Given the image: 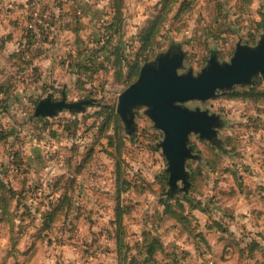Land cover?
<instances>
[{"label":"rangeland","instance_id":"374dc122","mask_svg":"<svg viewBox=\"0 0 264 264\" xmlns=\"http://www.w3.org/2000/svg\"><path fill=\"white\" fill-rule=\"evenodd\" d=\"M108 1L57 4L74 8L86 2L88 14L100 10L98 20L88 16L83 29V38L92 41L102 29L100 16ZM184 1L192 2L193 10L183 24L176 22L175 10L159 38L160 47L146 63L179 45L186 53V70L198 74L213 52L220 61L230 62L239 42L256 47L264 36V0ZM126 2L125 40L131 43L161 0ZM3 3L0 35L16 21L38 38L53 22V0ZM71 13L68 22L81 24L75 19L79 15ZM21 31L14 33L9 50L15 49ZM0 65V79L17 86L3 122L10 132H20L10 140L23 157L21 170L6 172L7 147H0V264H264V102L234 96L264 91V76L254 77L251 86L186 104L219 115L223 127L218 145L192 136L190 145L201 156L187 163L190 182L191 176L194 180L188 192L169 196L168 163L157 146L163 133L154 129L145 108L137 109L135 136L126 133L121 120L126 140L120 149L119 137L108 138L115 134L113 118L101 128L110 114L105 108L113 106L117 114L120 93L139 76L130 85H121L114 72L103 73L100 84L91 89L77 87V77L57 71L50 87L49 83L35 87V75L25 78L26 72L20 74L1 53ZM44 103L61 107L37 116ZM73 121L78 133L74 155L63 132ZM9 186L16 193L13 199ZM3 198L10 200L9 211L3 208ZM167 200L182 220L165 212ZM119 231L128 248H119ZM150 242L156 250L153 255Z\"/></svg>","mask_w":264,"mask_h":264},{"label":"water","instance_id":"95a60500","mask_svg":"<svg viewBox=\"0 0 264 264\" xmlns=\"http://www.w3.org/2000/svg\"><path fill=\"white\" fill-rule=\"evenodd\" d=\"M178 47L160 53L156 61L145 63L138 79L120 93L117 104V114L128 135L137 134L140 107L145 108L154 129L163 133V140L157 146L168 163L169 196L188 192L191 187L187 163L201 159L190 145L192 136L218 145L219 129L223 127L219 115L186 104L206 102L219 91H230L237 86H251L254 77L264 76V36L256 47L239 42L230 62L220 61L213 52L198 74L193 69L186 70V53ZM58 106L61 104L44 103L36 115L49 113Z\"/></svg>","mask_w":264,"mask_h":264},{"label":"trees","instance_id":"16d2710c","mask_svg":"<svg viewBox=\"0 0 264 264\" xmlns=\"http://www.w3.org/2000/svg\"><path fill=\"white\" fill-rule=\"evenodd\" d=\"M62 1L55 0L56 7L61 9L62 5H58L57 2ZM80 5V3H77L76 7H79L77 10L80 9ZM126 7V0L108 1V6L105 9L106 20L102 22V32L99 36L100 44L102 46L101 49L97 48L91 50V52L93 53L89 55L87 59H84L82 52H80V57L76 60V67L78 68L76 72L77 87L80 86L85 88L86 86L90 85L91 89H93L97 84H100L99 82L102 80V74L107 72H114V76L117 77L121 85H130L131 83H133L139 76L142 66L151 59L153 51L156 48L160 47L159 38L166 25L169 24L170 18L175 13V10L176 22L183 24V22L185 21V16L187 15L186 13L191 12L194 6L192 2L184 0H161L158 5L156 14L152 16V18L150 17L147 19V21H145V23L140 28V31L138 32L136 38L133 39L131 43H127L124 40V36L126 34ZM75 19L81 22L80 17L75 16ZM55 20L56 19L54 17V21ZM44 33L45 31L42 30L41 37L45 36ZM24 39L26 40L25 43L23 42L24 40L20 43L22 49H19L12 54L13 59H17V71L19 73H21L23 69L33 68V63L26 58L28 53L32 54L34 52V47L36 45L35 34H33V31L31 29L26 30ZM11 40L12 37L10 36L8 38V41ZM129 51H132L133 55L128 57L130 53ZM102 52L105 54V56H107L104 61L100 60V54ZM73 65L74 62L71 63V67ZM33 73L36 77L34 84H39L42 80L38 76L36 68H33ZM256 86H258L257 82ZM16 88L17 86H14L12 80H0V147H7L9 165L6 172H10L11 170L18 171L23 168L21 166V163L23 162L22 154L17 151L16 142L10 140L13 137H18L20 132L17 130H13V132H10L6 129V126L3 122V119L6 117V115H9L12 100H14L13 93L14 91H16ZM240 95L247 96L254 99L255 101L257 100L264 102V91H256V89H254L251 92H237L234 94L235 97ZM105 109L110 114L105 117L101 128L103 129L105 127V124L110 122V120L113 118L112 123L117 126L114 136L108 138L116 140L117 137H119L117 146L120 149L126 140V138L122 136L123 128L121 119L115 113V107L109 106ZM40 122V124L45 125L43 121ZM73 123L74 125L66 124L63 132L68 139V147L71 152H78V150L74 146V144H76L74 140L78 134L76 132L77 122L73 121ZM70 160H74V156ZM194 173H198V171H193V174ZM167 180L168 173L165 172V181L167 182ZM193 180L194 176H191V182ZM2 185L5 187L4 184ZM8 192L10 194V198L13 199L16 193L12 188H10V186ZM3 205L4 209L8 211L10 210V200L3 198ZM170 205L171 203L167 200L165 202V212L170 213L171 217H174L177 220H182L183 216H180V214L176 210L170 209ZM178 206L183 207L182 204H178ZM118 207L120 209V204L118 205ZM118 215L123 216L121 212H119ZM118 223L119 229L122 231L123 226L121 218L118 219ZM117 244L120 249L128 248L125 237L120 231L117 235ZM148 251L151 255L156 252L154 243L150 242Z\"/></svg>","mask_w":264,"mask_h":264},{"label":"crops","instance_id":"0c3cea01","mask_svg":"<svg viewBox=\"0 0 264 264\" xmlns=\"http://www.w3.org/2000/svg\"><path fill=\"white\" fill-rule=\"evenodd\" d=\"M4 1L5 0H0V4H4L3 3ZM53 1H54L53 5L50 6V8L53 6L55 10L52 11L54 13L51 16V21L53 22H50L47 25L46 31L44 33L45 34L44 37H41V33H38L39 35L38 38L35 35L36 45L34 47V52L32 54L28 53L26 57L28 60H30L33 63V68L37 69L38 76L42 80L39 84H36L35 87H44L47 86V83H49L48 87H50L51 79L58 78V75L55 74V72L57 71H59V73L60 71H63L67 75H69L67 73L69 72L71 76L77 77L76 72L78 68L76 67L77 66L76 60L80 57V52H82L84 59H87L89 55L93 53L91 52V50L97 48L101 49L102 47L100 44V37H99L100 33L102 32V29L100 32L96 33L93 36L92 41L83 38L85 37V35L83 34L84 32L83 29L87 26V23L89 22L88 16H90L93 20L97 21L99 18L100 10L98 11L97 14H88L89 6H86V2L84 5H80L79 11L76 10L79 8L76 6L74 8L73 7L68 8L69 6L67 7L62 5L60 9L56 7L55 0ZM63 2L67 4V0H63ZM103 8L106 9L105 6ZM71 12H76L79 15L81 20V25L77 26V24L68 22L70 19H72L71 15L73 14ZM105 12L106 11L104 10L101 12V16H100L102 17L101 22L106 20ZM54 17L56 19L55 21H54ZM86 20H88V22H86ZM14 24H16V26H11L10 24H8L6 27H10V31L8 33L4 32L3 34L0 35V53L2 54L3 57L8 59V62H10L12 66L15 65V67H17V59H13L12 54L17 50L22 49L20 43L23 40H24L23 42L25 43L26 40L24 39L25 29H22L23 27L20 28L19 23L17 24L16 21H14ZM18 30H22L21 37L14 45L16 46L15 49L11 51L9 50V46L13 44V42L15 41L14 33L17 32ZM10 36L12 37V40L8 41V38ZM126 37H127V32L124 36V40ZM125 41L128 42L127 40ZM51 46H54V48H51ZM36 49H38V53H36ZM132 55L133 54L131 51L128 57ZM100 56H101L100 60L104 61L105 54L102 52ZM72 62H74V65L71 67ZM1 68L2 67L0 65V69ZM33 68L23 69L21 73L26 72V74L24 75L25 78L31 77L34 74ZM1 81H4V79ZM65 145L66 146L69 145L68 139Z\"/></svg>","mask_w":264,"mask_h":264}]
</instances>
